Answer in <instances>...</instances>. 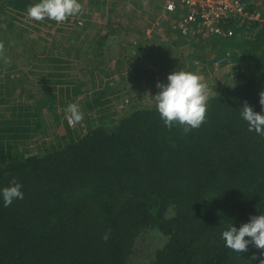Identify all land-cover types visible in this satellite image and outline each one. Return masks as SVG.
<instances>
[{
  "label": "trees",
  "instance_id": "trees-1",
  "mask_svg": "<svg viewBox=\"0 0 264 264\" xmlns=\"http://www.w3.org/2000/svg\"><path fill=\"white\" fill-rule=\"evenodd\" d=\"M36 2L9 8L25 14ZM6 12L0 4V45L9 48L16 23ZM244 30L249 37L220 38L227 47L219 56L242 41L236 68L246 62L252 73L240 71L237 85L207 98L205 122L187 134L165 127L154 107L27 156L19 143L32 137L31 117L2 128L0 188L15 179L24 199L0 202V264H259L253 256L264 259V250L236 252L221 238L230 223L264 214V136L240 118L245 101L264 114V28ZM41 54L32 48L33 59ZM49 61L52 77H65L57 73L63 59ZM70 82L52 84L63 95Z\"/></svg>",
  "mask_w": 264,
  "mask_h": 264
},
{
  "label": "rangeland",
  "instance_id": "rangeland-1",
  "mask_svg": "<svg viewBox=\"0 0 264 264\" xmlns=\"http://www.w3.org/2000/svg\"><path fill=\"white\" fill-rule=\"evenodd\" d=\"M11 1L0 0L8 19L16 23L15 30L7 34L12 37L9 48L0 45V130L24 126L21 123L31 117L32 137L19 143V150L27 156L58 147L75 138L76 132L156 107L157 84L167 83L174 71L199 76L207 98L237 85L240 71L252 73L246 62L240 70L232 67L215 72L212 63L227 47L226 39L206 34L182 37L175 29L178 18L166 12L165 0H79L81 13L59 24L48 19L34 21L9 8ZM145 25L157 34L144 37ZM236 32L238 38L250 35L237 27L225 36ZM237 40L236 58L231 57L238 64L244 43ZM32 48L42 56L33 59ZM51 57L63 59L57 73L65 77H52L56 71ZM55 80L74 84L62 95L58 85L52 84ZM47 93L58 99H42ZM70 103H76L83 114L71 126L65 112Z\"/></svg>",
  "mask_w": 264,
  "mask_h": 264
},
{
  "label": "clouds",
  "instance_id": "clouds-1",
  "mask_svg": "<svg viewBox=\"0 0 264 264\" xmlns=\"http://www.w3.org/2000/svg\"><path fill=\"white\" fill-rule=\"evenodd\" d=\"M82 11L79 0H38L28 6L26 15L34 21L45 19L56 23L65 22L69 17L76 16ZM158 93L154 96L156 111L165 127L171 129L182 126L185 134L198 129L206 120L207 96L206 85L193 72L178 70L167 76V83L157 84ZM259 104L264 108V91L259 94ZM66 119L71 126L83 119L79 106L70 103L66 109ZM240 118L247 123L249 131L264 136V114L253 110L247 101L240 109ZM23 186L13 179L9 186L0 188V202L3 207L11 206L16 200L24 199ZM249 238V239H246ZM225 246L236 252H245L250 246L264 250V214L251 216L249 221L237 228L229 224L221 233ZM107 241L109 235L105 233ZM264 255V251L261 252ZM264 264V259L253 256Z\"/></svg>",
  "mask_w": 264,
  "mask_h": 264
},
{
  "label": "built area",
  "instance_id": "built-area-1",
  "mask_svg": "<svg viewBox=\"0 0 264 264\" xmlns=\"http://www.w3.org/2000/svg\"><path fill=\"white\" fill-rule=\"evenodd\" d=\"M165 9L178 18L175 29L186 38L200 34L223 37L231 33L229 25L249 30L264 28V9L246 0H165ZM233 63L231 55L217 56L212 67L219 72L236 67Z\"/></svg>",
  "mask_w": 264,
  "mask_h": 264
},
{
  "label": "crops",
  "instance_id": "crops-1",
  "mask_svg": "<svg viewBox=\"0 0 264 264\" xmlns=\"http://www.w3.org/2000/svg\"><path fill=\"white\" fill-rule=\"evenodd\" d=\"M246 1H248L250 4H251V6H253V5H255L256 7H260V8H264V0H246ZM144 29L145 30H143V32H144V37H146V38H151L152 36H155L157 33H152L151 32V29L149 28V27H147L146 25H145V27H144ZM253 33V32H252ZM153 34H155V35H153ZM173 43H174V41H173ZM236 63V64H235ZM142 64V61L141 62H139V65L138 66H140ZM233 64H235V65H237V61L235 60V62L233 63ZM134 67V66H133ZM147 67V66H146ZM146 67H144V71L146 72L147 71V69H146ZM148 68V67H147ZM227 68H232V67H227ZM132 69V68H131ZM147 77L145 78V81L143 82V84H145L146 82H147ZM150 86H152V85H150Z\"/></svg>",
  "mask_w": 264,
  "mask_h": 264
}]
</instances>
